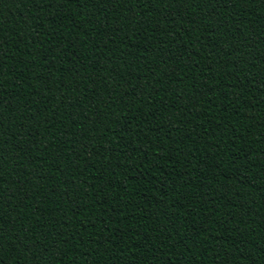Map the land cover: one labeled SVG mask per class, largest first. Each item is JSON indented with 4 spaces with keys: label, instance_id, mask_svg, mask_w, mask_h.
I'll return each instance as SVG.
<instances>
[{
    "label": "trees",
    "instance_id": "16d2710c",
    "mask_svg": "<svg viewBox=\"0 0 264 264\" xmlns=\"http://www.w3.org/2000/svg\"><path fill=\"white\" fill-rule=\"evenodd\" d=\"M0 264H264V0H0Z\"/></svg>",
    "mask_w": 264,
    "mask_h": 264
}]
</instances>
